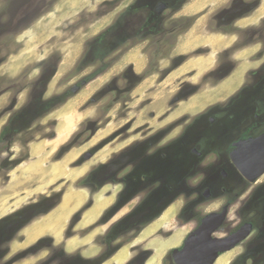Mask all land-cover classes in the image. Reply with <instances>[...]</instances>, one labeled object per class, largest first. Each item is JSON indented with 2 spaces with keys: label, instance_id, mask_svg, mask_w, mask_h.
<instances>
[{
  "label": "rangeland",
  "instance_id": "obj_1",
  "mask_svg": "<svg viewBox=\"0 0 264 264\" xmlns=\"http://www.w3.org/2000/svg\"><path fill=\"white\" fill-rule=\"evenodd\" d=\"M158 1L0 0V133L7 131L0 140L1 222L18 217L27 203L36 209L53 206L62 195L60 204L65 196L71 200L82 194L83 199L87 172L123 146L114 142L103 150L104 144L131 138L149 124L159 129L172 121L171 114L173 119L188 115L181 111L184 105L195 114L206 103L225 99L233 86V75L222 79L229 71L233 43L240 49L235 59L243 62L242 73L264 52V0H167L178 13L157 16L152 7ZM240 2L258 7L240 15L242 19L235 17L232 27L230 14ZM219 34L232 36V44L212 38ZM181 53L188 55L176 60ZM197 53L199 73L191 78ZM75 86L80 87L76 94L70 92ZM126 131L130 134L124 135ZM88 153L93 159L86 162ZM219 207L208 203L199 211ZM54 210L36 216L32 222L42 221L31 223L25 234L52 233L60 241L59 231H48L63 216ZM71 214L64 217V229ZM170 217L140 234L122 233L115 239L112 233L108 258L123 247L106 264H141L147 255L144 264H154L150 260L155 255V264L170 263L168 253L188 232ZM21 236L19 232L12 238V254L0 257V264L20 253V245V250L13 246ZM96 237L90 244L93 254L98 253ZM4 239L0 235V252L8 247ZM239 251L222 255L215 264H230Z\"/></svg>",
  "mask_w": 264,
  "mask_h": 264
},
{
  "label": "flooded vegetation",
  "instance_id": "obj_2",
  "mask_svg": "<svg viewBox=\"0 0 264 264\" xmlns=\"http://www.w3.org/2000/svg\"><path fill=\"white\" fill-rule=\"evenodd\" d=\"M155 4L152 11L157 16L169 11L174 15L179 11L172 9L167 0ZM159 4L165 7L161 14L156 12ZM257 7L242 2L235 4L229 19L232 27L238 21L235 17L247 15L245 13ZM233 33L237 32L234 30ZM239 51L233 43L226 75H233L234 79L225 99L216 98L195 114L188 112L159 129L149 124L142 131H133L131 138L119 137L104 144L103 150L114 142L123 146L85 175L83 207L64 230L62 240L56 242L53 236L43 235L33 243L24 244L26 237L22 235L20 253L7 264H106L123 247L118 246L108 258V239L112 233L115 239L122 233L140 234L167 214L188 232L168 253L170 263L163 264H176L179 257L184 264H200L199 259L203 260V257L199 255V242L208 239L199 236V231H211L219 222L212 239L225 240L239 231H250L231 250L219 253V257L239 249L230 264H264V52L252 58L249 63L253 66L242 73L243 62L236 63L235 59ZM182 57L178 55L176 60H182ZM76 88L78 86L70 92ZM169 116L163 117V121ZM145 124L148 123L138 125L136 129ZM126 134L130 132L126 131ZM6 135L7 131L3 129L0 140ZM88 154L86 162L93 159V154ZM62 196L53 206L41 204L34 209L27 203L18 217L0 220V231H3L0 235L5 238L2 244L8 245L0 252V257L11 253L13 237L26 229L36 216L41 218L57 208ZM215 202L222 207L199 211L205 204ZM93 209L96 210L94 223L75 229L83 215ZM91 231H102L95 239L98 249L95 255L90 244H74L69 248L66 245L72 238L85 240ZM253 231H256L254 235ZM148 257H144L141 264Z\"/></svg>",
  "mask_w": 264,
  "mask_h": 264
},
{
  "label": "crops",
  "instance_id": "obj_3",
  "mask_svg": "<svg viewBox=\"0 0 264 264\" xmlns=\"http://www.w3.org/2000/svg\"><path fill=\"white\" fill-rule=\"evenodd\" d=\"M192 15L193 14H196V13H191ZM186 34V33H185ZM215 36H217V38L215 37ZM232 36H228V35H225V36H223V34H219V35H213L212 36V38L214 39V40H219L221 43H223L224 41H227V42H229L230 41V43H228V47L232 44L231 42H233V39L231 38ZM222 38H224V39H222ZM211 42V41H210ZM227 46L226 47H224V48H227ZM199 48V47H198ZM187 50H192V48H191V46L190 45H187ZM193 52H195L194 50H193ZM182 54V53H181ZM180 54V55H181ZM186 56V55H188V54H182V56ZM178 56V55H177ZM193 58L195 59V63H196V66H194V68H193V72L191 73L190 72V70L189 71H187V74L189 75V73H191V78L192 77H194V76H196V75H198L197 73H199V67H198V65H199V54L197 53V54H195V56H193ZM192 58V59H193ZM193 59V60H194ZM194 63V64H195ZM180 67H182V66H178L176 69H179ZM191 67H193V66H191ZM228 78V76H225L223 79V81H225L226 79ZM191 106V105H190ZM184 110V112H191L190 110H187V108H186V106L184 105L182 108H181V111H183ZM175 117V114H171V116H170V118L172 119V120H174L173 118ZM169 118V119H170ZM85 177V176H84ZM83 178V177H82ZM79 194V193H78ZM80 196L79 197H77L76 199H71L70 200V198H68L67 196H65L63 199H62V204H59V206L57 207V208H55V210L54 211H61L62 212V214H63V216L62 217H59V220H57V221H55V222H53L54 223V225L52 224L51 226H50V228L48 229V231H59V233H60V235H61V239H60V241L62 240V235H63V233L65 232L64 230V226H65V220H64V217L67 215V213L68 212H72V216H74L82 207H83V204H84V198L82 199L81 198V196H82V194H79ZM65 199H67L66 200V202L64 203V200ZM81 201L80 202V204H78V201ZM64 203V204H63ZM68 210H71V211H68ZM52 211V210H51ZM50 211V212H51ZM68 211V212H67ZM49 212V213H50ZM49 213L47 214V215H49ZM95 213H96V210H94V212H93V210H91V211H88L87 213H85L84 215H83V218H82V220H81V222L76 226V228L75 229H82V228H86V227H88L89 225H91V224H93L94 223V221H95V219H96V215H95ZM42 221V219H39V220H37V221H34V222H32V224H39L40 222ZM32 224H30V225H32ZM27 228L28 227H26V229H24L23 231H21V235H23V236H25L26 237V242L24 243V244H28V243H30V242H34L35 240H37L38 238H40V237H42L43 235H50V236H53L54 237V234H52V233H45V234H43V235H38V236H33V235H31V233H28V234H25V230H27ZM75 232H80V231H75ZM53 233H56V232H53ZM98 235V232L97 231H92L89 235H88V237L85 239V240H82V241H79V240H77V239H70L71 241H68V242H72V243H74V244H80V243H87V244H91L92 242H93V240H94V238L96 237ZM38 237V238H37ZM60 241H58V242H60ZM20 245V246H19ZM16 246H19L20 248H22L23 247V245H21L20 244V242H16V245L15 246H13V248H14V250H16V249H19L20 250V248H17ZM18 250V251H19ZM93 255H95V254H93ZM156 256V255H155ZM155 256L150 260V262L152 261V262H154V264H155ZM150 259V258H149ZM154 260V261H153Z\"/></svg>",
  "mask_w": 264,
  "mask_h": 264
},
{
  "label": "water",
  "instance_id": "obj_4",
  "mask_svg": "<svg viewBox=\"0 0 264 264\" xmlns=\"http://www.w3.org/2000/svg\"><path fill=\"white\" fill-rule=\"evenodd\" d=\"M165 7L163 4H159L156 7V12L161 14L164 11ZM82 85H85L82 83ZM78 88L71 90L73 93H76ZM88 155L84 156V159H87ZM243 172V171H242ZM224 216V213L221 215V218ZM211 220V219H210ZM209 220V221H210ZM221 223H216V225L211 229V231H199V236L205 237L207 242L201 241L199 242V255L203 257V260L199 259L200 264H215L219 257V253H224L231 250L240 240L244 239L250 231H239L233 236L225 240H217L212 239L211 235L215 232L214 230L220 225ZM176 252V251H175ZM176 264H184L181 258L176 259Z\"/></svg>",
  "mask_w": 264,
  "mask_h": 264
},
{
  "label": "trees",
  "instance_id": "obj_5",
  "mask_svg": "<svg viewBox=\"0 0 264 264\" xmlns=\"http://www.w3.org/2000/svg\"><path fill=\"white\" fill-rule=\"evenodd\" d=\"M4 134V132L2 133V135Z\"/></svg>",
  "mask_w": 264,
  "mask_h": 264
}]
</instances>
